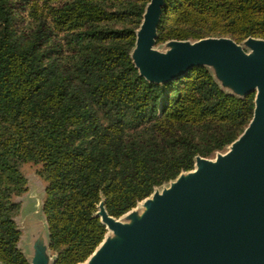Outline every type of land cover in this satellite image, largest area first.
Here are the masks:
<instances>
[{"label": "trees", "instance_id": "1", "mask_svg": "<svg viewBox=\"0 0 264 264\" xmlns=\"http://www.w3.org/2000/svg\"><path fill=\"white\" fill-rule=\"evenodd\" d=\"M149 0H0V260L30 264L16 216L22 166L47 183L56 264L102 242L105 198L120 217L155 187L223 150L253 117L254 94L223 91L204 66L147 81L131 50ZM264 38V0H165L158 42Z\"/></svg>", "mask_w": 264, "mask_h": 264}, {"label": "water", "instance_id": "2", "mask_svg": "<svg viewBox=\"0 0 264 264\" xmlns=\"http://www.w3.org/2000/svg\"><path fill=\"white\" fill-rule=\"evenodd\" d=\"M164 3L149 0L136 30L130 55L139 74L162 84L204 66L229 95L254 93L253 117L223 150L197 155L191 170L155 187L122 216L110 215L103 198L95 216L107 232L78 264H264V38L171 39L157 47ZM46 187L38 207L20 209L15 218L22 232L18 246L30 264H56L58 258L44 213ZM19 197L22 208L25 198Z\"/></svg>", "mask_w": 264, "mask_h": 264}, {"label": "rangeland", "instance_id": "3", "mask_svg": "<svg viewBox=\"0 0 264 264\" xmlns=\"http://www.w3.org/2000/svg\"><path fill=\"white\" fill-rule=\"evenodd\" d=\"M142 18H143V15H142ZM139 26L136 28V30L139 28ZM136 30H135V33H136ZM165 44H166V41L158 42L157 40L156 46L160 48H164ZM40 168H41L40 165L34 164V163L24 164L21 168L23 173L27 176L28 182H29L28 190L22 195H20L19 197V198H25V200H22V203H23V206L21 208L22 212L29 210L30 205L32 209L34 208V206L35 208H37L39 203L42 201V198L44 196V187L46 185V181L43 179V177L39 173ZM39 218L41 219L40 214H38V219ZM19 221L23 222V218L21 216H20ZM23 234H24L25 239H24V242H22V245H23V248L27 250L28 249L26 246V241L28 240L27 231L24 230ZM44 237L47 239L48 237L47 231L46 233H44Z\"/></svg>", "mask_w": 264, "mask_h": 264}]
</instances>
